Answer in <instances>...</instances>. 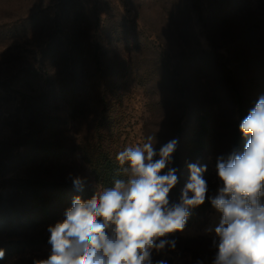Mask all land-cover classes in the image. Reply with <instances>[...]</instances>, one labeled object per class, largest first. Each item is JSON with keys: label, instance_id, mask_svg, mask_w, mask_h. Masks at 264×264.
<instances>
[{"label": "rangeland", "instance_id": "374dc122", "mask_svg": "<svg viewBox=\"0 0 264 264\" xmlns=\"http://www.w3.org/2000/svg\"><path fill=\"white\" fill-rule=\"evenodd\" d=\"M261 95L264 0H0V264L46 258L48 226L105 188L91 163L149 136L157 151L178 140L170 201L187 163L208 184L153 264H213L217 159L243 150L239 123Z\"/></svg>", "mask_w": 264, "mask_h": 264}, {"label": "clouds", "instance_id": "9594fccd", "mask_svg": "<svg viewBox=\"0 0 264 264\" xmlns=\"http://www.w3.org/2000/svg\"><path fill=\"white\" fill-rule=\"evenodd\" d=\"M239 131L246 140L243 150L234 149L216 163L222 186L210 198L220 214L213 264H264V95L240 121ZM153 140L149 136L116 155L126 180L97 188L88 199L73 198L64 219L47 228L48 256L34 264H153L154 252L176 248L169 237L182 233L192 210L208 198L203 177L207 166L187 163L189 179L179 200L172 202L170 193L179 176L178 169L169 166L178 140L159 151ZM72 182L82 189L85 180L73 177ZM4 256L0 248V260Z\"/></svg>", "mask_w": 264, "mask_h": 264}, {"label": "trees", "instance_id": "16d2710c", "mask_svg": "<svg viewBox=\"0 0 264 264\" xmlns=\"http://www.w3.org/2000/svg\"><path fill=\"white\" fill-rule=\"evenodd\" d=\"M91 165L96 182L105 188L111 187L117 179H127L121 166L108 157L98 156Z\"/></svg>", "mask_w": 264, "mask_h": 264}]
</instances>
